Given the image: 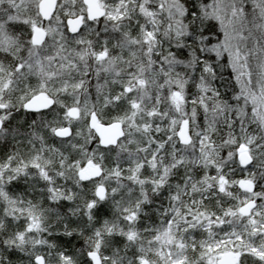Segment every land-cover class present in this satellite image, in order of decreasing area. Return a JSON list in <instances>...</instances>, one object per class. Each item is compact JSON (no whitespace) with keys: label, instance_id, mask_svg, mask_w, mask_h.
<instances>
[{"label":"clouds","instance_id":"obj_1","mask_svg":"<svg viewBox=\"0 0 264 264\" xmlns=\"http://www.w3.org/2000/svg\"><path fill=\"white\" fill-rule=\"evenodd\" d=\"M0 264H264V0H0Z\"/></svg>","mask_w":264,"mask_h":264},{"label":"snow or ice","instance_id":"obj_2","mask_svg":"<svg viewBox=\"0 0 264 264\" xmlns=\"http://www.w3.org/2000/svg\"><path fill=\"white\" fill-rule=\"evenodd\" d=\"M221 183H223V180L221 181ZM221 191H223V189H221ZM246 210L245 209H241V212L244 213Z\"/></svg>","mask_w":264,"mask_h":264}]
</instances>
